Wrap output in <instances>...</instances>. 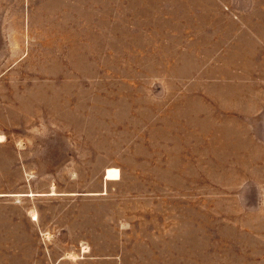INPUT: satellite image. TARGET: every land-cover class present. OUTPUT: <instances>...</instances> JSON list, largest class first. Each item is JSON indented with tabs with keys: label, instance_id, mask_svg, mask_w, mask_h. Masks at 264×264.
<instances>
[{
	"label": "rangeland",
	"instance_id": "rangeland-1",
	"mask_svg": "<svg viewBox=\"0 0 264 264\" xmlns=\"http://www.w3.org/2000/svg\"><path fill=\"white\" fill-rule=\"evenodd\" d=\"M0 264H264V0H0Z\"/></svg>",
	"mask_w": 264,
	"mask_h": 264
},
{
	"label": "bare ground",
	"instance_id": "bare-ground-1",
	"mask_svg": "<svg viewBox=\"0 0 264 264\" xmlns=\"http://www.w3.org/2000/svg\"><path fill=\"white\" fill-rule=\"evenodd\" d=\"M106 179H118L121 177V171L118 167H109L106 172Z\"/></svg>",
	"mask_w": 264,
	"mask_h": 264
},
{
	"label": "crops",
	"instance_id": "crops-1",
	"mask_svg": "<svg viewBox=\"0 0 264 264\" xmlns=\"http://www.w3.org/2000/svg\"><path fill=\"white\" fill-rule=\"evenodd\" d=\"M106 178V177H105ZM31 194V193H30Z\"/></svg>",
	"mask_w": 264,
	"mask_h": 264
}]
</instances>
